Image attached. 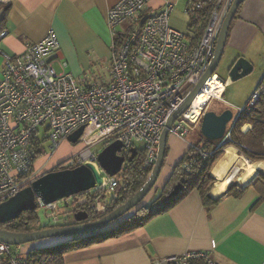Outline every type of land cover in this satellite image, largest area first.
Wrapping results in <instances>:
<instances>
[{
  "label": "built area",
  "instance_id": "built-area-1",
  "mask_svg": "<svg viewBox=\"0 0 264 264\" xmlns=\"http://www.w3.org/2000/svg\"><path fill=\"white\" fill-rule=\"evenodd\" d=\"M149 2L120 0L108 11L107 23L112 34L111 80L108 82L95 80L86 84L69 72H58L53 62L60 57V42L53 29L42 40L27 43L21 54L9 53L0 46L4 61L0 81V203L31 186L41 176L33 171L36 153L43 150L37 138L41 126L47 127L53 152L84 127L78 141L83 151L62 162L61 169L86 164L99 169L103 185L86 192H100L93 206L94 215L100 216L106 211L102 199L118 185L116 176L104 175L98 162V155L106 146L120 141L123 144L120 155L128 159L131 149L142 144L144 166L153 170L162 132L208 70L215 56L218 35L234 0H192L188 8L191 15L210 9L203 34L192 41H188L186 33L171 26L174 10L171 3H166L160 11L151 12ZM6 36V31L0 32V45ZM61 65L63 69L67 67L66 62L62 61ZM210 80L204 89L209 88ZM263 91L264 76L250 103L237 108L233 123L255 105ZM214 98L221 100L211 96L203 103L195 121L190 117L192 105L175 122L171 134L186 137ZM230 135L231 129H227L224 141H229ZM199 154L202 159L211 155ZM191 167L185 164L183 169ZM86 203L85 196H74L51 205L40 203L39 207L47 209L49 224L65 226L71 221L69 211ZM59 204L67 210L65 213H57ZM15 248L0 242V259L6 258L9 264H29L27 257ZM196 260L217 264L206 252L161 259L154 264H191Z\"/></svg>",
  "mask_w": 264,
  "mask_h": 264
},
{
  "label": "crops",
  "instance_id": "crops-1",
  "mask_svg": "<svg viewBox=\"0 0 264 264\" xmlns=\"http://www.w3.org/2000/svg\"><path fill=\"white\" fill-rule=\"evenodd\" d=\"M119 1L0 2V32H7L0 46L9 53L21 54L25 51L27 43L42 40L48 31L53 29L60 42V57L53 62L58 72H69L79 82L86 84L95 80L108 82L111 80L109 62L112 34L107 23V15ZM191 1L150 0L149 11H160L166 3H171L174 7L170 18L171 26L186 33L188 41H192L195 34L190 27L192 15L188 12ZM126 26L121 29H125ZM240 57L246 58L253 65V71L260 70L259 75L262 80L264 0H245L241 5L231 25L225 52L216 71L218 80L223 84L219 97L238 108L246 107L249 102L247 100L242 104L243 101L238 100L239 89L231 91L227 99L225 97L233 86L228 76L229 70ZM62 61L67 63L65 69L62 68ZM3 65L4 61L0 56V81ZM245 127L248 129L245 130ZM251 128V125H245L242 132L245 133ZM186 137H178L170 133L169 150L160 176L162 187L193 145L186 141ZM228 148L232 149V155L229 159H225ZM224 159V165L219 170L221 175L215 177L214 170ZM62 162L60 159L55 165ZM244 162L264 163V161L247 159L239 154V150L234 146L227 147L215 163L211 173L216 178V182L209 194L214 199H220L217 205L207 207L200 193L193 190L176 206L155 216L144 226L128 234L66 252L62 264H154L157 260L198 252L210 253L217 264H264V198L260 200L261 194L253 186L259 172H264V166L257 167L256 173L244 180L242 179L244 171L240 169ZM225 179H228L225 187L215 193L213 190L216 185L224 182ZM231 186L233 192L229 193ZM237 191L241 192L239 196H235ZM69 222L68 225L75 223V221ZM47 226L53 225L48 223ZM53 239L54 242L47 246L63 242L61 238ZM71 240L72 238L69 239ZM45 246L33 247L28 244L19 246L15 250L27 257L32 249Z\"/></svg>",
  "mask_w": 264,
  "mask_h": 264
},
{
  "label": "trees",
  "instance_id": "trees-1",
  "mask_svg": "<svg viewBox=\"0 0 264 264\" xmlns=\"http://www.w3.org/2000/svg\"><path fill=\"white\" fill-rule=\"evenodd\" d=\"M209 16L210 9L201 10L192 15L190 27L195 34L193 40L199 38L203 34ZM260 84L261 82L256 90H258ZM249 103L250 101L248 104ZM245 125H251L252 128L244 133L242 132V128ZM230 129L231 135L229 141H224V139L211 141L205 139L200 133V141L190 146L184 158L173 169L171 177L158 194L151 199L149 204L143 205L142 203L138 208L129 212L121 221L117 222L109 229L71 241H69L70 238H61L63 239L62 243L32 249L27 256L29 264H62L63 256L66 252L102 242L109 238L128 234L144 226L155 216L176 206L193 190L200 193L203 203L207 207L217 205L220 199H214L209 194L210 189L216 182V178L211 172L215 163L224 154L227 147L234 146L251 161H264V91L261 93L255 105L249 110L246 109L241 113L233 125H231ZM136 150L137 155L135 158L131 162L126 163L121 173L116 176L118 185L114 189V196L110 200L107 213L124 204L129 198L135 195L147 182L152 172L151 168L144 166V149L136 148ZM168 150L167 146L166 157ZM200 152L211 153V155L206 159H202L199 154ZM45 155L44 150L37 151L34 158V166L36 162L45 157ZM185 164L192 165L190 170L183 169ZM253 186L260 192V200H262L264 198V172H259ZM176 187H179L180 191L175 195L173 192ZM155 188L156 186L153 190ZM232 190L233 186L229 188V193L233 192ZM99 194L100 192L82 193L78 195L82 198L85 196L87 198V203L79 206L73 211H69L71 216L83 210L89 214L91 221L100 218L101 216L94 215L95 212L93 209ZM240 194L241 192L237 191L235 196H239ZM0 227L14 232H32L50 226H41L35 211H30L23 213L17 220L0 224ZM0 264H9V262L6 258H2L0 259ZM191 264H204V262L203 260H196L192 261Z\"/></svg>",
  "mask_w": 264,
  "mask_h": 264
},
{
  "label": "water",
  "instance_id": "water-1",
  "mask_svg": "<svg viewBox=\"0 0 264 264\" xmlns=\"http://www.w3.org/2000/svg\"><path fill=\"white\" fill-rule=\"evenodd\" d=\"M244 2L245 0H234L230 7L218 35L215 56L208 70L196 82L191 92L166 124L161 135L156 164L147 182L135 195L113 211L92 221L86 211H80L74 215L75 223L71 225L48 227L32 232H14L0 227V242L9 246L19 247L44 239H81L107 229L109 226L121 221L129 212L138 208L156 186L161 176L166 161L168 140L173 125L192 107L194 100L205 88L208 80L216 75V71L225 52L231 25ZM252 71L253 65L246 58L240 57L232 65L228 76L232 82H235L248 76ZM233 119L234 112L231 109H225L220 113L212 110L205 111L200 124L201 134L205 139L211 141L223 140L228 125ZM83 132L84 127L79 128L68 137V142L77 144ZM122 149L123 144L120 141H115L99 153L98 162L104 174L110 177L117 176L121 173L123 166L131 162L137 155L136 148H132L130 157L126 159L120 155ZM103 183L104 179L102 174L93 164L46 172L38 177L31 186L0 203V224L17 220L25 212L36 211L40 203L43 205H51L82 193L90 192L98 186L103 185ZM179 191V187H176L173 194L176 195Z\"/></svg>",
  "mask_w": 264,
  "mask_h": 264
},
{
  "label": "rangeland",
  "instance_id": "rangeland-1",
  "mask_svg": "<svg viewBox=\"0 0 264 264\" xmlns=\"http://www.w3.org/2000/svg\"><path fill=\"white\" fill-rule=\"evenodd\" d=\"M259 71L260 70H255L251 74H249L248 76H246L240 80H237L235 82H232L231 84L233 86L229 89V92L227 93L225 98L227 99L230 96L231 91H235L236 89H239L238 100L243 101L242 104H245L244 102H246L247 100L250 101V99L252 98L257 86L261 82V81H259V80H261L260 79L261 77L259 75L260 74ZM225 108L231 109L235 115L238 107H236L235 105H232L231 103L225 102L224 100H216L214 98L207 105L206 111L212 110V111L220 112ZM201 121H202V117L200 119V122L192 127L193 128L192 131L186 137V141L188 143L197 144L200 141V139H201V135H200V133H201V128H200ZM231 123L228 125L229 128L231 127ZM46 131H47V127L41 126L39 128V131L37 134V138L40 140L41 146H42V148L46 154L45 157L38 160L34 166L33 171H36L37 174H45V172H49V171L55 169L56 167L61 168V164H59L57 166L55 165V164H57V162L60 159L64 162V161L68 160L69 158L77 155L79 152L83 151L82 150L83 149L82 144L79 143L77 145H73V144L69 143L68 141H65L62 143V145L59 147V149H57L55 152H53V150L51 149V141L48 139V134H46L47 133ZM136 148H138V149L142 148V144H137ZM239 154H242V153H240V151H239ZM161 184H162V177L159 178V180L156 184V188L152 192H150V194L146 197V199L143 202V205L149 204L151 199H153L158 194V192L162 188ZM113 196H114V192L108 191L106 193V196L104 198L102 197L103 198L102 199V205L107 208L104 213L101 212L102 215H104L108 211L109 205H110V200ZM57 211H58L57 213L63 214L67 210L65 211L63 209V204H59L57 206ZM80 211H83V210H80ZM35 213L38 217V220H39L41 226H46L49 223V219L47 218V209H45L44 207H39L38 209H36ZM74 215L75 214H73L71 216V222L72 223L75 221ZM102 215H100V216L102 217ZM56 240H59V239H56ZM53 242H54V239L53 240L52 239H44L41 241L29 243V244H31L33 247H36V246H43V245L47 246ZM25 245H28V244H25ZM25 245H22V246H25Z\"/></svg>",
  "mask_w": 264,
  "mask_h": 264
},
{
  "label": "bare ground",
  "instance_id": "bare-ground-1",
  "mask_svg": "<svg viewBox=\"0 0 264 264\" xmlns=\"http://www.w3.org/2000/svg\"><path fill=\"white\" fill-rule=\"evenodd\" d=\"M223 90V84L220 82L217 78V76L212 77L209 81V88L203 89L197 96V98L193 102V113L190 114V117L195 121L197 119V115L199 113V110L201 109L203 103L207 102L211 96L219 97V91ZM245 130L248 129V127L244 128ZM249 131V130H248ZM232 149H227V156L225 159H229L232 155ZM236 154V153H235ZM237 155V154H236ZM225 159L220 162V164L217 166V168L214 170L213 175L215 177H219L221 174L219 170L223 167ZM242 169L244 171V175L242 176V179H247L249 176L254 175L256 173L257 167L264 166V163H250V162H244L242 164ZM239 167V166H238ZM238 169V168H237ZM226 171V170H225ZM234 173V172H233ZM228 174V173H227ZM231 176V175H230ZM222 178V177H221ZM225 178V177H224ZM231 181V180H230ZM221 182V181H220ZM228 179H225L224 182L217 184L216 188L213 190L215 193L222 190L225 185L227 184ZM212 191V192H213ZM216 195V194H215Z\"/></svg>",
  "mask_w": 264,
  "mask_h": 264
},
{
  "label": "flooded vegetation",
  "instance_id": "flooded-vegetation-1",
  "mask_svg": "<svg viewBox=\"0 0 264 264\" xmlns=\"http://www.w3.org/2000/svg\"><path fill=\"white\" fill-rule=\"evenodd\" d=\"M56 170H61V168L59 169V168L56 167L55 169H53L51 171H56Z\"/></svg>",
  "mask_w": 264,
  "mask_h": 264
}]
</instances>
